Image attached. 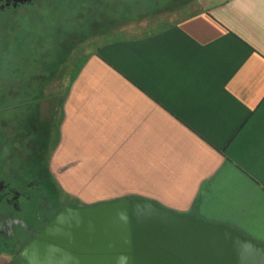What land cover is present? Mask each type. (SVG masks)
Listing matches in <instances>:
<instances>
[{
  "label": "crops",
  "instance_id": "1",
  "mask_svg": "<svg viewBox=\"0 0 264 264\" xmlns=\"http://www.w3.org/2000/svg\"><path fill=\"white\" fill-rule=\"evenodd\" d=\"M78 55L48 141L68 199H142L264 247V0H207Z\"/></svg>",
  "mask_w": 264,
  "mask_h": 264
},
{
  "label": "flooded vegetation",
  "instance_id": "2",
  "mask_svg": "<svg viewBox=\"0 0 264 264\" xmlns=\"http://www.w3.org/2000/svg\"><path fill=\"white\" fill-rule=\"evenodd\" d=\"M111 1L0 0V247L16 258L15 264L21 262L19 252L64 207L79 206L68 199L49 169V132L56 127L61 110L65 56L57 58L52 66L40 65L32 70L29 65L17 63L2 68L1 55L12 54L8 46L15 45V31L24 19L34 11L55 7L69 8L80 17L98 16L91 32L104 36L125 20L103 17V8ZM176 1L170 0L164 7H171ZM158 12L160 9L148 13L153 17ZM62 49L65 51L66 46ZM10 60L14 62V58ZM49 98L53 102L51 117L47 108ZM29 208L34 211L29 217L33 225L25 214Z\"/></svg>",
  "mask_w": 264,
  "mask_h": 264
},
{
  "label": "water",
  "instance_id": "3",
  "mask_svg": "<svg viewBox=\"0 0 264 264\" xmlns=\"http://www.w3.org/2000/svg\"><path fill=\"white\" fill-rule=\"evenodd\" d=\"M18 258V264H264V247L227 225L129 199L64 207Z\"/></svg>",
  "mask_w": 264,
  "mask_h": 264
},
{
  "label": "rangeland",
  "instance_id": "4",
  "mask_svg": "<svg viewBox=\"0 0 264 264\" xmlns=\"http://www.w3.org/2000/svg\"><path fill=\"white\" fill-rule=\"evenodd\" d=\"M112 0L111 4L103 8V17L108 20L113 18H125L124 22L117 24L104 36L92 33V26L98 22V16L76 15L69 8L55 7L49 10L34 11L31 17L24 19L16 32L15 45H11L9 51L12 54L1 55V65L11 63L25 64L36 69L40 65L52 66L57 58L65 56V82L71 80V76L79 64L78 51L94 48L101 41L113 38H121L155 31L165 26L176 23L203 9L207 0H178L171 7H164L170 0ZM113 4V5H112ZM160 9L153 15L148 13ZM98 15V14H97ZM26 20V21H25ZM95 20V21H93ZM115 24V23H114ZM71 35H74L71 39ZM66 46L65 51L62 49ZM13 55V57H12ZM14 58V62L10 60ZM4 75L5 72L2 71ZM77 204V201L70 200ZM33 209L25 211L28 220L33 225ZM16 258H13V262Z\"/></svg>",
  "mask_w": 264,
  "mask_h": 264
},
{
  "label": "trees",
  "instance_id": "5",
  "mask_svg": "<svg viewBox=\"0 0 264 264\" xmlns=\"http://www.w3.org/2000/svg\"><path fill=\"white\" fill-rule=\"evenodd\" d=\"M3 250H5V249H3ZM16 261V260H15ZM15 261L14 262H12V264H15Z\"/></svg>",
  "mask_w": 264,
  "mask_h": 264
}]
</instances>
